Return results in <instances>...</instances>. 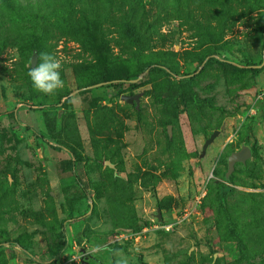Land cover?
Segmentation results:
<instances>
[{
    "label": "rangeland",
    "instance_id": "rangeland-1",
    "mask_svg": "<svg viewBox=\"0 0 264 264\" xmlns=\"http://www.w3.org/2000/svg\"><path fill=\"white\" fill-rule=\"evenodd\" d=\"M17 1L0 264H264V0ZM33 51L62 89L33 87Z\"/></svg>",
    "mask_w": 264,
    "mask_h": 264
},
{
    "label": "clouds",
    "instance_id": "clouds-1",
    "mask_svg": "<svg viewBox=\"0 0 264 264\" xmlns=\"http://www.w3.org/2000/svg\"><path fill=\"white\" fill-rule=\"evenodd\" d=\"M39 61L28 72L33 87L42 93L52 94L64 87L60 75L61 61L54 54L43 52L39 54ZM114 264H130V260L122 253L116 255Z\"/></svg>",
    "mask_w": 264,
    "mask_h": 264
},
{
    "label": "trees",
    "instance_id": "trees-1",
    "mask_svg": "<svg viewBox=\"0 0 264 264\" xmlns=\"http://www.w3.org/2000/svg\"><path fill=\"white\" fill-rule=\"evenodd\" d=\"M16 2L18 1L17 0H0V50L6 48L7 45L15 44L14 43L15 41L13 40V36L11 35L13 25L16 22V20H19L20 16H23V15H20V13L16 11V6H14L15 5L14 3ZM26 16L27 15L23 17H26ZM71 21H73L72 22L73 25L79 22V20L77 19H72ZM78 41L82 43L83 45L89 44V42L83 38ZM9 42L11 44H9ZM133 43H134V40L129 38L126 41H124L121 45H123L126 49H130L133 46ZM28 71H30V69H28ZM110 81L112 80H105L104 83H110ZM110 85H115V83L110 84ZM225 189L226 187L221 188L222 191Z\"/></svg>",
    "mask_w": 264,
    "mask_h": 264
},
{
    "label": "water",
    "instance_id": "water-1",
    "mask_svg": "<svg viewBox=\"0 0 264 264\" xmlns=\"http://www.w3.org/2000/svg\"><path fill=\"white\" fill-rule=\"evenodd\" d=\"M36 58H37V53L36 51H33L31 59H30V66L34 67L36 64ZM133 81V80H132ZM121 98L125 100L128 103H131L132 100L134 99L137 101L136 96H129V95H122ZM217 132H213L210 137L206 140L205 145L215 136ZM251 155V150L248 146H242L239 150L232 152L230 155L227 156V172L225 176H229L231 172L234 170L235 163L237 162H245L248 157Z\"/></svg>",
    "mask_w": 264,
    "mask_h": 264
},
{
    "label": "built area",
    "instance_id": "built-area-1",
    "mask_svg": "<svg viewBox=\"0 0 264 264\" xmlns=\"http://www.w3.org/2000/svg\"><path fill=\"white\" fill-rule=\"evenodd\" d=\"M188 214H189V213H185V215H188ZM165 228H166V229H169V226H166Z\"/></svg>",
    "mask_w": 264,
    "mask_h": 264
}]
</instances>
